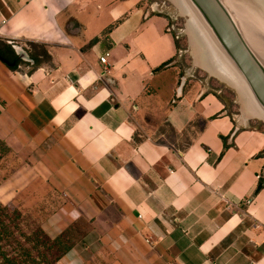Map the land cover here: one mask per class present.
<instances>
[{"label":"crops","instance_id":"crops-1","mask_svg":"<svg viewBox=\"0 0 264 264\" xmlns=\"http://www.w3.org/2000/svg\"><path fill=\"white\" fill-rule=\"evenodd\" d=\"M169 18L147 0H0V40L50 55L0 59V203L51 239L91 225L58 264H264V122L184 85Z\"/></svg>","mask_w":264,"mask_h":264},{"label":"rangeland","instance_id":"rangeland-1","mask_svg":"<svg viewBox=\"0 0 264 264\" xmlns=\"http://www.w3.org/2000/svg\"><path fill=\"white\" fill-rule=\"evenodd\" d=\"M147 3L152 5L155 12L162 11L166 13L170 17L169 22L174 24L176 30H178L182 54L176 58L177 64L180 65V72L177 77L182 76L184 85L190 87L196 83L200 90L207 92L217 91L219 87L225 88L227 92H221L222 94H220L226 100L228 109L232 113L238 115L243 112L245 117L264 121L263 113L258 109L251 95H247V90L241 86L242 81L236 70L224 57L209 31L188 2L186 0H147ZM208 40L214 47L218 48L219 51L216 56L221 64L229 67L234 78L238 79L239 88L234 87L229 81L218 76L210 69L211 64L215 66L217 64L214 55L207 49ZM251 44L254 49L259 51L262 46L260 36L255 37ZM245 108L249 109L250 113L249 111L244 112L243 109ZM7 154L8 152L0 161ZM2 206L5 207V210L1 214V219L8 226V236L0 239V264H7L6 259H15L28 264L29 257L39 261L40 264H58V250L54 246H49V242L39 233L40 228L34 219L21 213L12 205L2 204Z\"/></svg>","mask_w":264,"mask_h":264},{"label":"water","instance_id":"water-1","mask_svg":"<svg viewBox=\"0 0 264 264\" xmlns=\"http://www.w3.org/2000/svg\"><path fill=\"white\" fill-rule=\"evenodd\" d=\"M189 1L264 112V67L245 43L232 17L226 11L220 0ZM238 3H245L253 8L256 16H259L264 21V0H238ZM15 53L21 60L32 64L25 50L24 52L20 50L18 52L15 51ZM258 120L264 122L261 119Z\"/></svg>","mask_w":264,"mask_h":264},{"label":"trees","instance_id":"trees-1","mask_svg":"<svg viewBox=\"0 0 264 264\" xmlns=\"http://www.w3.org/2000/svg\"><path fill=\"white\" fill-rule=\"evenodd\" d=\"M170 21V19H169ZM171 22H169L170 24ZM114 27V24L109 25L104 29L103 34L107 33ZM175 32L172 33L174 36ZM179 38L174 37L175 46L177 49V56L182 54V45H180ZM95 40V39H93ZM32 50H26L29 59L32 61L30 65V69L39 66L43 62L50 61V55L45 46L39 44H30ZM7 51L11 54L8 56ZM0 59L6 62L10 66L11 69H16L18 66L26 65L29 66V63L21 60L15 53L12 45L0 40ZM175 59V58H174ZM173 60V59H172ZM171 61V60H170ZM170 61H167L154 69V72L161 70L166 64ZM9 151L7 145L0 140V159ZM5 207L0 203V239L6 238L8 236V226L1 219V214L4 213ZM91 230V225L82 218L77 219L71 225H69L64 231H62L55 238L51 239L44 234V232L40 229L39 233L45 237V240L49 242V246H54L59 252L57 257V261L77 242H79L89 231ZM45 242V241H44ZM7 264H25L21 261H17L15 259H6ZM28 264H40L39 261H36L32 257H29L27 260Z\"/></svg>","mask_w":264,"mask_h":264},{"label":"bare ground","instance_id":"bare-ground-1","mask_svg":"<svg viewBox=\"0 0 264 264\" xmlns=\"http://www.w3.org/2000/svg\"><path fill=\"white\" fill-rule=\"evenodd\" d=\"M186 1L192 7V9L195 11V13L198 15L200 21L203 23V25L206 27V29L209 31L211 37L214 39L215 43L218 45V47L222 51L224 57L231 63V61L226 56L223 49L220 47L219 43L213 37L212 33L210 32V30L208 29V27L206 26V24L204 23V21L202 20V18L200 17V15L196 11V9L192 5V3L189 0H186ZM220 2L222 3V5L226 9V11L229 13V15L232 17L234 23L236 24L238 30L240 31V33L242 35L245 43L248 45V47L250 48L252 53L255 55V57L258 59V61L261 63V65L264 67V37H263V35H264V21L259 16L258 17L256 16V13L253 10V8H251L247 4H245L246 2L240 3V4L238 3V0H220ZM256 34L258 37L260 36L261 44H262L261 49L259 51L254 49L252 44H251V41L253 39L255 40V37H257V36H255ZM206 45H207V49L211 52L212 55H214L215 61L217 64L216 66L214 64H211L210 69L214 73H216L218 76L225 78L234 87L239 88L240 83H239L238 79L236 77L234 78L229 67L225 64H221L219 58L216 56V53H218V51H219L218 48L214 47L210 43L209 40H208V43ZM231 65L235 69V67L233 66L232 63H231ZM236 73L239 76L240 80L242 81L241 86H243V88L247 90L246 92H247L248 96L251 95V97L253 98L254 102L256 103L258 109H260V111L264 115V112L261 110L260 106L258 105L255 98L253 97L252 93L248 89L246 83L243 81V79L238 74L237 70H236ZM247 95H246V97H247ZM242 102H243V99H242ZM242 108H243V106H242ZM243 111L246 112V111H249V109L247 110L245 108V109H243ZM249 113H250V111H249Z\"/></svg>","mask_w":264,"mask_h":264},{"label":"built area","instance_id":"built-area-1","mask_svg":"<svg viewBox=\"0 0 264 264\" xmlns=\"http://www.w3.org/2000/svg\"><path fill=\"white\" fill-rule=\"evenodd\" d=\"M166 31L171 33V34L175 32V34H174L175 38H179V36H180L178 33V30H176L175 25L172 23L167 25ZM108 56H109L108 53H106L105 55H103L102 57L99 58L100 63L103 65L102 74L109 72L110 64L108 63V60H107Z\"/></svg>","mask_w":264,"mask_h":264}]
</instances>
